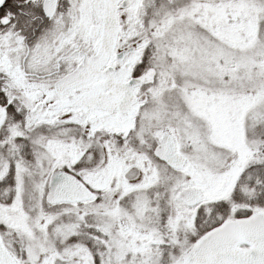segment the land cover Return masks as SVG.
Masks as SVG:
<instances>
[{"label": "snow or ice", "instance_id": "obj_1", "mask_svg": "<svg viewBox=\"0 0 264 264\" xmlns=\"http://www.w3.org/2000/svg\"><path fill=\"white\" fill-rule=\"evenodd\" d=\"M0 264H264V0H0Z\"/></svg>", "mask_w": 264, "mask_h": 264}]
</instances>
